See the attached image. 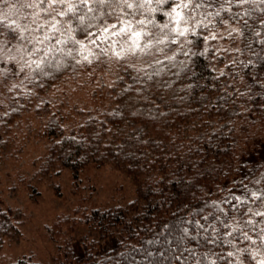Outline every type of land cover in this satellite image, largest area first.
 I'll list each match as a JSON object with an SVG mask.
<instances>
[{
    "label": "trees",
    "instance_id": "1",
    "mask_svg": "<svg viewBox=\"0 0 264 264\" xmlns=\"http://www.w3.org/2000/svg\"><path fill=\"white\" fill-rule=\"evenodd\" d=\"M221 4L222 0H211L206 11L215 13ZM172 6L153 3L150 7L157 11L136 18L152 19L156 26L147 24L146 30L162 36L159 26L169 22L166 13ZM223 8H231V14L221 11L220 17H208L212 23L207 28H195V35L159 45L163 53L154 47L151 55L118 59L113 51H121L119 45L88 44L89 63L82 58L87 52L80 53L72 44L58 45L64 52L48 53L40 70L33 71V65L21 83L2 87L6 89L2 99L9 105L6 123L31 109L39 117L46 107L48 118L37 135L48 147L36 159L33 178L43 182L68 169L77 188L89 167L110 165L133 182L136 194L115 205L90 208L81 202L56 215L45 226L57 251L52 261L29 254L11 264L264 261V245L258 239L264 224H256L255 230L252 225L245 228L251 240H243L239 233L225 235L230 229L221 224L236 227L233 218L239 220L246 208L258 209L260 202L251 194L264 193V12L260 11L264 4H223ZM252 9L251 17H245L246 26L239 18L231 19L232 14ZM111 21L115 19L107 18ZM228 23L238 25V48L232 62L218 71L205 37ZM76 37L85 39L80 32ZM51 43L37 46L41 49L34 54L37 61ZM68 49L73 50L70 56L65 54ZM156 59L163 63L155 64ZM113 61L124 67L125 77L114 82L111 105L96 104L69 115L73 109L65 108L61 99L41 97L80 71L91 81ZM128 65L144 69L152 79ZM233 196L246 203L239 204ZM20 235L12 212L0 205V248L6 238ZM209 239L215 242L210 244ZM245 248L247 252L240 251Z\"/></svg>",
    "mask_w": 264,
    "mask_h": 264
},
{
    "label": "rangeland",
    "instance_id": "2",
    "mask_svg": "<svg viewBox=\"0 0 264 264\" xmlns=\"http://www.w3.org/2000/svg\"><path fill=\"white\" fill-rule=\"evenodd\" d=\"M11 10L12 0L0 4V12L6 15L5 26L0 28L3 32L0 35V205L12 212L21 235L18 239H5L0 248V264H11L29 254L36 260L49 263L57 255V251L49 241L45 226L56 215L72 211L81 202L90 208L125 203L136 196L135 186L127 176L110 165L89 167L82 173V181L77 188L68 169L43 182L33 178L38 165L36 159L48 147L44 137L37 135L48 115L46 107L41 110L39 117L31 109L13 123H6L5 113L9 105L7 100L2 99L6 90L2 87L21 83L28 72V68L20 70L25 60L37 59L35 55H28L33 45L20 40L6 26L12 20L23 26V15L31 9L22 10L19 17L9 14ZM233 28L238 29V25L228 23L206 33L205 46L218 71L225 70L236 56L237 32L228 35ZM24 35L29 36V33L25 32ZM212 35L216 38L212 39ZM123 71L124 67L113 61L105 71L96 74L92 82L88 80L86 73L80 71L69 76L54 91L46 92L41 97L61 99L65 108L73 109L72 113L67 111L69 115L83 109L89 110L96 104L109 106L112 104V86L116 80L125 77ZM76 237L79 234H75Z\"/></svg>",
    "mask_w": 264,
    "mask_h": 264
},
{
    "label": "snow or ice",
    "instance_id": "3",
    "mask_svg": "<svg viewBox=\"0 0 264 264\" xmlns=\"http://www.w3.org/2000/svg\"><path fill=\"white\" fill-rule=\"evenodd\" d=\"M7 2L8 0H0V4ZM210 2L211 0H12V10L9 14H15L19 17L22 10L31 9V11L23 15L25 21L23 26L18 24L16 20H12L6 26L11 28L20 40L27 41L33 45L28 55L40 52L41 49L37 46L52 42L51 47L44 50V56L40 60H25L23 67L20 69L21 71L24 68L33 69V65H35L33 71H36L41 69L42 64L45 62L44 57L48 53L54 51L64 52L63 48L57 47L58 45L72 44L80 53L87 52L88 54L83 55L82 58L89 63H91L89 55H92V53L88 49V44L96 46L99 43H106L110 46L119 45L121 51H113V54L118 59L127 55H151V50L154 47L157 52L163 53L164 48L158 47L159 45L176 43V38L186 37L189 33L195 35V28H207L212 23V20H209L208 17H220L221 11L231 14V8H223V4H235L238 7H243L246 4H264V0H222L220 10L213 13L206 11ZM153 3L157 5L171 3L173 5L170 11L166 13L169 22L159 26L160 31L163 33L162 36L146 30L147 24H153L152 19L136 18L137 14L144 15L145 13L157 11L156 8L150 7ZM201 9L205 11H198ZM253 11L255 9L232 14L231 19L236 20L239 18L243 20L246 26L248 21L245 17H251ZM260 11L264 12V9H260ZM107 18H113L116 22L108 23ZM5 19V13L0 12V28L5 26ZM220 23H227V21L221 19ZM261 24H264V20H261ZM13 25H15L14 28ZM153 26L155 27L156 25L153 24ZM94 28L96 31H92ZM238 31V29L233 28L228 35L231 36ZM25 32L29 33V36H25ZM77 32L82 33L85 39H77ZM0 35H3L2 31H0ZM169 37L172 38L169 39ZM211 38L215 39L216 36L212 35ZM188 43H191V41H188ZM22 47L23 45H21ZM72 51V49H68L65 54L70 56ZM166 58L169 60L174 59V57ZM12 59H15V57H12ZM21 59H23V56ZM154 63L162 64L163 61L156 59ZM128 66L135 69L134 65ZM135 70L138 73L144 72L147 79H152V74L147 73L144 69ZM155 74L158 75L159 72ZM251 195L260 202L258 209L253 211L252 208H246L240 214L239 220L233 218L237 225L236 227H233L228 222L221 221L224 228L230 229L225 235L234 237V234L239 233V237L243 240H251V236H249L248 231H245V228L252 225L253 228L251 230H255L256 224H264V211L259 210L264 208V193L253 192ZM232 199L237 200L239 204L246 203L245 200L237 196H233ZM239 204L234 205L238 212ZM244 217L248 218L245 219ZM251 217H261L262 219L254 221ZM216 219L219 218L217 217ZM195 223L198 224V222ZM215 231L213 227V232L215 233ZM258 239L264 245V227L259 228ZM207 242L211 244L215 241L209 239ZM252 243H255V241H252ZM240 251L247 252L248 250L245 248L240 249ZM227 255L232 256L233 253L228 252ZM211 264H216V262L213 260ZM260 264H264V261H261Z\"/></svg>",
    "mask_w": 264,
    "mask_h": 264
}]
</instances>
